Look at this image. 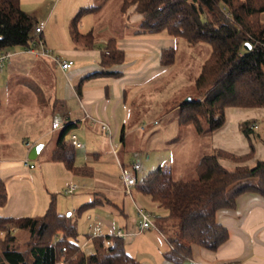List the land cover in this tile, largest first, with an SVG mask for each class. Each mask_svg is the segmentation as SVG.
Listing matches in <instances>:
<instances>
[{"label":"crops","instance_id":"1","mask_svg":"<svg viewBox=\"0 0 264 264\" xmlns=\"http://www.w3.org/2000/svg\"><path fill=\"white\" fill-rule=\"evenodd\" d=\"M113 2L117 3L119 15L112 17L109 16L108 6ZM19 3L21 10L35 18L37 23H46L40 35L45 46L62 60L73 61V65L63 72L50 58L21 53L0 71V180L7 191V202L0 207V217L43 216L52 196L57 212L65 215L59 211L60 206L64 207L60 196H73L79 186L70 194L66 193L67 189L70 185H78L75 180L83 177L73 175L62 163L52 160L58 139L52 144L51 136L63 130L52 129V124L66 122L71 125L67 133L74 134L81 144V148L75 149L76 167L89 168L91 171L86 176L91 178L106 177L107 169L99 161L100 156L96 152L88 153L87 145L91 144L96 149L100 135L107 141L112 153L111 144L118 146V152L122 149L125 145L128 105L138 101L140 106L146 104L145 99L141 101V98L145 97L148 86L173 66L160 63L161 52L173 49L176 56L177 40L165 31L141 32V15L135 12V6L123 12L122 0H19ZM261 20L264 22V13ZM73 31L81 36L91 34V44L86 47L82 38L80 42H75ZM59 38H62V42L57 43ZM109 41L123 52L124 57L122 63L104 69L100 66V55ZM48 42L51 46H48ZM99 71L120 75L116 78H88ZM176 106L173 105L169 112L178 113ZM224 116V124L213 132H207L206 123L202 124V133H197L192 126L183 127L191 135V141H198L195 147L198 149L187 151L186 148L175 152L173 147L169 161L163 162L161 168L182 179L183 163L192 157L187 154L189 151L192 155L196 154L193 160L195 165L203 156L219 151L222 154L220 164L230 171L237 167L251 168L257 162L264 161V108L228 107ZM100 123L107 124L110 136L101 130ZM252 124H256L257 129H250ZM242 128L247 130V134L243 133ZM38 144L42 148L36 159H27L30 148ZM46 147L50 154L44 153ZM27 161L34 162L30 164ZM90 162H93L92 166ZM116 162L113 175L119 179V166L128 164V161ZM119 182L120 186L115 191L122 193L123 187ZM95 194L99 197L81 204L97 201L92 206L98 209L93 215L95 224L88 226L99 225L113 235L116 230L110 219L112 213H122L125 206L122 202L121 209L114 202L116 198L103 200L105 195L100 190ZM139 197L144 206L135 203L136 209L151 210L152 228L155 230H140L138 223V231L131 229L125 232V236L137 237L147 232L161 245L158 248L159 256L146 252H137L132 256L125 249L126 253L140 264H174L163 258L169 246L155 226L156 218L165 216L166 212L159 210L148 197L141 194ZM78 203L77 197L71 203L72 208H78ZM105 207L109 210L106 213ZM88 218L91 219V215ZM216 222L227 230V241L215 251L193 245L190 258L182 264H264V198L253 193L240 195L235 208L217 211ZM86 249L89 250L90 246L87 245Z\"/></svg>","mask_w":264,"mask_h":264},{"label":"trees","instance_id":"2","mask_svg":"<svg viewBox=\"0 0 264 264\" xmlns=\"http://www.w3.org/2000/svg\"><path fill=\"white\" fill-rule=\"evenodd\" d=\"M131 6L142 17L141 32L165 31L188 47L200 43L209 46L210 53L193 82L194 96L190 95L188 102L177 103L179 127L192 126L202 133V124L206 123L207 132H213L224 124L228 107L264 108V0H122L123 12ZM36 23L21 10L19 0H0V51L28 48L35 38ZM80 38L86 47L91 44V34L81 36L73 31L74 41L78 43ZM123 57V52L109 41L100 55V66L110 68L122 63ZM174 61L173 49L161 52L163 66L173 65ZM119 75L99 71L88 78ZM70 127L60 132L52 160L62 163L75 176H86L91 170L76 167L75 149L63 143ZM242 131L247 134L245 128ZM221 155L216 151L203 156L191 179H177L169 170L158 167L135 185L137 193L166 212L155 221L169 246L163 254L166 261L182 264L190 258L193 245L217 250L228 239L227 230L216 222L217 211L235 208L236 199L246 193L264 198V161L230 171L220 164ZM6 202L7 191L0 180V207ZM96 204H85L80 211ZM6 224L28 233L25 251L15 245L16 237L5 229ZM0 232H5L0 237V264H56L61 260L67 264H140L126 253L123 238L114 235L86 234L91 250H82L77 242L76 221L71 215L57 212L54 196L43 216L0 217Z\"/></svg>","mask_w":264,"mask_h":264},{"label":"rangeland","instance_id":"3","mask_svg":"<svg viewBox=\"0 0 264 264\" xmlns=\"http://www.w3.org/2000/svg\"><path fill=\"white\" fill-rule=\"evenodd\" d=\"M108 8L109 16L113 17L119 15L116 10L117 3H111ZM175 40H177L175 62L173 66L169 68V72L164 73L160 79L152 81L148 86L149 91L147 90L145 97L141 98V101L145 99L146 104L140 106V101L134 104L129 102L130 104L127 107L126 117L128 121L126 120L127 122L125 123V145L122 149L114 155L109 149L107 141L101 138L100 135L99 140H97L96 149H94L91 144L87 145L86 150L88 153L96 152L100 156L99 161H102V166L106 167L107 176L92 178L90 176H82L83 179L75 180L79 189L74 192L73 196L64 194L60 196L59 200L63 203L64 207L60 206L59 211L61 213L63 212L65 215L72 214L73 219L76 221L78 233L77 242L79 244L84 243L88 225L95 224L93 215L98 211V209L94 207L80 211L81 204L90 202L94 197H99L95 194V192L99 190L105 195V197L102 198L103 200L106 198H116L114 202H117L121 206V209L123 208L122 202L125 206L122 213L113 211L109 208L113 211L110 219L114 222L115 230L121 229L124 233L129 232L131 229L134 232H136V230L138 231L139 219L136 215L135 203L141 206L144 205L139 194L134 189L131 190L130 196L125 195L123 190L122 193L115 191L116 187L120 186L119 179L113 175L116 170V161L119 163L125 160L128 161V163L131 161H138L140 170L137 174V179L141 181L149 172L163 166V162L165 163L166 160L169 161L171 157L170 150L173 147V151L175 152L182 151V149L186 148L188 151L189 149L197 147L198 141H191V135L188 134L189 132L183 130L185 129L183 127L181 129L178 128L177 111H169L173 105L185 101L190 95L194 96L193 82L202 63L208 57L210 49L208 45L203 43L188 48L182 39L175 38ZM56 41L60 43L62 42V38ZM48 46H51V43L48 42ZM49 50L52 51L51 49ZM53 55L60 57L54 52ZM154 119H156L155 122L153 121ZM48 124L50 125V121ZM59 133L60 132H56L52 134V144L58 139ZM44 151L45 154H50L48 147H46ZM187 154L192 157L188 162L183 163L185 169L180 177L184 180L188 178L191 179L194 176L193 166L195 163H193V160L196 154L192 155L190 151ZM90 161H92V159ZM27 162L32 164L34 161ZM93 162H90L91 166ZM95 166L97 165L95 164ZM77 197L79 199L78 205L80 206L74 209L71 203L76 200ZM104 209L105 213L109 211L106 207ZM89 215H91V219L88 218ZM5 229L12 231L15 235V245L21 251H25L28 248L29 235L26 231L14 230V227L9 224L5 225ZM151 230L155 229L151 228ZM152 233H154V231H152ZM102 234L104 236L111 235L107 228H102ZM4 235L5 232H0L1 238L4 237ZM123 242L124 248L132 256H135L137 252H146L156 257L159 256L158 248L161 245L158 240L154 241L153 237H149L147 232H142L137 237L124 236ZM90 243L91 242H88V245ZM106 243H109V241Z\"/></svg>","mask_w":264,"mask_h":264},{"label":"built area","instance_id":"4","mask_svg":"<svg viewBox=\"0 0 264 264\" xmlns=\"http://www.w3.org/2000/svg\"><path fill=\"white\" fill-rule=\"evenodd\" d=\"M46 23L44 21H40L36 23L33 29V34L35 36L34 40L30 43L29 47L26 49L21 50H4L0 51V71L5 68V66L18 54H26L29 56H35V57H42V58H50L52 61L63 71L69 70L72 65L73 61L71 60H62L60 57H56L53 55L52 51H50L44 44V41L40 38V35L42 34ZM100 128L103 132L107 133V135L110 136V130L107 124L100 123ZM67 126L66 122L58 123L55 122L52 124V129H64ZM250 129H257L256 124L250 125ZM63 143L65 145H70L74 149L81 148V144L77 140L76 136L72 133H66L63 137ZM112 151L114 155L118 152V146L111 144ZM140 170V164L138 161H131L130 163L126 165H120L119 166V180L121 181L123 192L125 195L130 196L131 190L134 189L135 185L138 182L137 174ZM167 170V169H164ZM77 185H70L67 189L66 193L70 194L73 190L77 189ZM137 217L139 219V229L140 230H148L153 227L152 225V219L153 215L150 211L145 210L143 208L137 207L136 209ZM87 234L90 237H99L103 236L102 229L99 225L94 226H88L87 228ZM115 237L123 238L125 236V233H123L122 230H118L113 234ZM88 242H90V239H86L84 244L81 245V249L84 250L86 246L88 245ZM107 245V243H105ZM65 249H63L64 251ZM56 264H67L66 261L61 260L57 262Z\"/></svg>","mask_w":264,"mask_h":264},{"label":"water","instance_id":"5","mask_svg":"<svg viewBox=\"0 0 264 264\" xmlns=\"http://www.w3.org/2000/svg\"><path fill=\"white\" fill-rule=\"evenodd\" d=\"M249 48H250L249 45H247L246 49H249ZM188 101H190V98H187L185 100V102H188ZM41 148H42L41 144H38V145H35V146L31 147L29 152H28L27 159L35 160L37 155L39 154ZM67 216H70V214H68Z\"/></svg>","mask_w":264,"mask_h":264}]
</instances>
